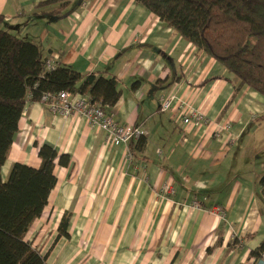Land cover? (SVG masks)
Listing matches in <instances>:
<instances>
[{"label": "crops", "instance_id": "crops-1", "mask_svg": "<svg viewBox=\"0 0 264 264\" xmlns=\"http://www.w3.org/2000/svg\"><path fill=\"white\" fill-rule=\"evenodd\" d=\"M41 1L0 0L4 28L54 65L115 76L112 117L146 131L129 161L85 116L25 105L2 179L16 162L38 167L44 143L70 156L26 234L47 264H258L264 97L246 85L233 97L234 75L134 0H71L56 14ZM171 92L204 122L181 124L178 103L160 110ZM166 179L174 193L162 196ZM64 213L69 238L54 241Z\"/></svg>", "mask_w": 264, "mask_h": 264}, {"label": "trees", "instance_id": "trees-1", "mask_svg": "<svg viewBox=\"0 0 264 264\" xmlns=\"http://www.w3.org/2000/svg\"><path fill=\"white\" fill-rule=\"evenodd\" d=\"M134 1L234 75L233 97L243 85L264 97V0ZM70 2L41 1L57 4L49 11L51 14ZM4 23L0 14V264H47L48 253L34 247L26 234L48 204L57 181L55 166H67L70 156L44 143L38 147V167L16 162L2 179V166L18 130V120L25 105L39 101L44 93L67 90L84 94L109 114L121 91L115 76L100 71L81 73L61 64L47 69L38 46L6 30ZM144 142L143 136L130 140L132 158ZM259 185L264 197V174ZM68 225L69 216L64 213L54 241L69 238ZM263 252V246H259L250 255L258 259Z\"/></svg>", "mask_w": 264, "mask_h": 264}, {"label": "built area", "instance_id": "built-area-1", "mask_svg": "<svg viewBox=\"0 0 264 264\" xmlns=\"http://www.w3.org/2000/svg\"><path fill=\"white\" fill-rule=\"evenodd\" d=\"M45 67L52 69L54 63L51 59L45 60ZM39 102L47 106L48 110L59 116H67L73 113H78L85 116L93 125L100 127L106 133V139L110 144L123 145L126 150V157L129 161L132 159V153L129 150L128 144L130 140L138 139L144 135L146 131L141 127H136L133 124H121L114 120L112 114L105 113L101 105L97 102L92 103L84 94H73L67 90H62L57 93H44ZM177 104V110L181 113L179 118L181 124L203 123L204 117L201 113L190 108L186 103L181 102L175 92L166 95L158 96V105L160 110H167ZM174 186L169 179H166L160 185V195L173 194ZM197 201H192V207H199ZM216 212L220 217L224 216V210L221 208L210 209ZM258 264H264V252L257 259Z\"/></svg>", "mask_w": 264, "mask_h": 264}, {"label": "rangeland", "instance_id": "rangeland-1", "mask_svg": "<svg viewBox=\"0 0 264 264\" xmlns=\"http://www.w3.org/2000/svg\"><path fill=\"white\" fill-rule=\"evenodd\" d=\"M35 229V228H34Z\"/></svg>", "mask_w": 264, "mask_h": 264}]
</instances>
